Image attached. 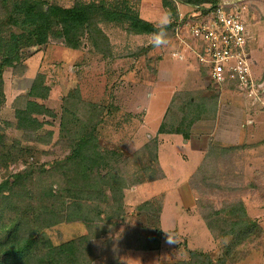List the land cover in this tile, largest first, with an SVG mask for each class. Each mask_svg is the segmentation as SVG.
Returning a JSON list of instances; mask_svg holds the SVG:
<instances>
[{"label": "trees", "instance_id": "obj_1", "mask_svg": "<svg viewBox=\"0 0 264 264\" xmlns=\"http://www.w3.org/2000/svg\"><path fill=\"white\" fill-rule=\"evenodd\" d=\"M193 7L184 22L206 14L220 0H177ZM171 10L168 38L175 36L179 18L175 0H161ZM141 0H75L63 6L50 0H0V110L5 101V71L17 76L27 70V50L51 41L108 57L111 43L104 26L121 27L129 34L150 35L154 23L140 14ZM191 43V42H190ZM234 89V85H230ZM51 86L38 73L29 91L13 102V121L0 123V170L13 161L23 168L0 182V264H123L127 251H152L161 247V221L166 194L139 205L138 229L127 225L125 197L130 187L165 179L160 164V135H180L190 140L193 126L211 120L218 97L198 90L176 91L158 128L134 153L102 142L101 130L112 107L82 100L75 91L64 98L58 131L50 128L57 118L46 101ZM214 109V110H213ZM109 114V115H108ZM108 115V116H107ZM62 156L43 161L50 148ZM240 146L211 143L188 183L197 196V213L214 239L223 242L217 259L201 252L176 264H232L246 257L263 237L261 226L249 217L239 197L218 207L213 197L234 192L229 180ZM225 171V172H224ZM82 223L87 232L55 244L47 230L64 223ZM96 245H99L97 252Z\"/></svg>", "mask_w": 264, "mask_h": 264}, {"label": "rangeland", "instance_id": "obj_2", "mask_svg": "<svg viewBox=\"0 0 264 264\" xmlns=\"http://www.w3.org/2000/svg\"><path fill=\"white\" fill-rule=\"evenodd\" d=\"M74 1L50 0L63 6H70ZM237 5L251 36L252 72L256 82L263 85L264 0H242ZM139 7L141 16L153 23L168 10L162 6L161 0H141ZM188 8L178 6V14H191L193 7ZM104 30L111 43L108 57L94 53L89 46L73 50L59 41L27 50L24 75L17 76L12 69L5 71L6 101L0 110V123L13 121V102L29 91L38 73H43L51 86L50 96L44 103L57 115L50 128L58 131L63 98L70 91H75L82 100L108 108L113 106L101 130L102 142L134 153L151 137L157 136L176 91L198 90L208 97H218L216 104L212 103L215 106L213 118L199 122L195 128L197 144L207 146L206 151L211 141L221 147H242L237 152L232 174L226 175L229 180H236L237 183L233 184L235 191L225 190L213 199L218 207L227 199L240 197L243 200L249 217L261 226L263 237L246 257L235 264H264V86L258 101L235 88L215 87L197 59L184 55L185 44L176 36L168 38L167 46L153 48L149 44L150 35L129 34L125 29L111 25L104 26ZM187 46L193 47L189 41ZM177 53L184 55L185 60L173 55ZM159 137V158L166 179L141 185L139 191L138 185L126 190V217L119 233L127 225L141 231L139 224L142 218L136 215L135 209L146 200L166 194L164 215L160 217L161 247L143 254L127 251L121 258L122 262L176 264L189 260L193 251L217 259L223 252V242L212 237L197 213V196L188 183L201 163V155L193 152L180 135ZM49 151V156L43 157V161L62 156L59 148L53 147ZM22 168L21 161L9 163L0 170V182ZM86 232V227L76 222L49 229L47 235L55 244H60ZM169 237L175 242L170 243ZM96 249L98 252L99 245ZM93 264L107 263L99 260Z\"/></svg>", "mask_w": 264, "mask_h": 264}, {"label": "built area", "instance_id": "obj_3", "mask_svg": "<svg viewBox=\"0 0 264 264\" xmlns=\"http://www.w3.org/2000/svg\"><path fill=\"white\" fill-rule=\"evenodd\" d=\"M239 2L220 0L214 9L206 14L197 13L192 21L184 22L187 15L179 14L174 21L175 36L185 45L188 41L192 43L190 47L196 59L215 87L234 85L258 101L264 84H258L252 72L251 36L240 15Z\"/></svg>", "mask_w": 264, "mask_h": 264}, {"label": "clouds", "instance_id": "obj_4", "mask_svg": "<svg viewBox=\"0 0 264 264\" xmlns=\"http://www.w3.org/2000/svg\"><path fill=\"white\" fill-rule=\"evenodd\" d=\"M173 19L171 10H166L154 23L155 31L150 34L151 39L149 40V44L153 48H162L169 44L167 29L173 23ZM169 242L172 243L175 240L169 237Z\"/></svg>", "mask_w": 264, "mask_h": 264}, {"label": "crops", "instance_id": "obj_5", "mask_svg": "<svg viewBox=\"0 0 264 264\" xmlns=\"http://www.w3.org/2000/svg\"><path fill=\"white\" fill-rule=\"evenodd\" d=\"M176 1V5H177V7L178 6H185V7H191V6H189V5H187V4H183V3H181L180 1H177V0H175ZM240 1H242V0H240ZM143 5V4H142ZM141 5V6H142ZM188 10H189V8H188ZM183 15V14H182ZM179 54V53H178ZM187 55V57H189L190 56V58L192 57H194V58H196L195 57V55H194V53L192 52V51H190V47H188L187 45H185V47H184V55ZM183 55V54H182ZM184 55L183 56H180V55H178V56H180V60H185V57H184ZM183 58V59H182ZM197 62H198V60H197ZM198 64L200 65V63L198 62ZM264 84V83H263ZM201 89V88H200ZM200 122H202V121H200ZM198 123L199 122H197L194 126H193V128H192V136H191V138H190V140H188V141H186V144H188V145H190V147H191V150H193V152H195V153H197L199 156L201 155V158L199 157V161L200 162H202V160H203V158H204V155H205V152H206V147L207 146H203L202 144H197L198 142H199V140L198 139H196V134H195V128H196V126H198ZM196 133H198V132H196ZM148 137L150 138V135H148ZM148 141V140H147ZM146 141V142H147ZM160 144H161V140H160ZM160 159V158H159ZM201 159V160H200ZM161 164V163H160ZM199 165V164H198ZM166 175V174H165ZM166 179V178H165ZM164 180V179H163ZM160 181H162V180H160ZM157 182V181H156ZM152 183H155V182H152ZM145 184H147V183H145ZM141 185H144V184H141ZM141 185H138L137 187L139 188L138 189V191L140 190V187H141ZM164 206H165V204H164ZM163 210H165V207H164V209ZM163 215H164V211H163V213H162V217L161 218H163ZM162 222V221H161ZM163 225V224H162ZM165 233V232H164ZM134 253H136V254H143V253H146V252H143V251H133Z\"/></svg>", "mask_w": 264, "mask_h": 264}]
</instances>
